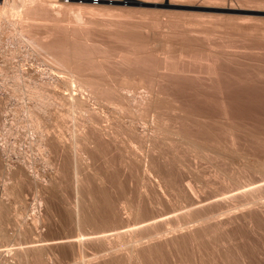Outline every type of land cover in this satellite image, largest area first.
Masks as SVG:
<instances>
[{
	"label": "rangeland",
	"instance_id": "374dc122",
	"mask_svg": "<svg viewBox=\"0 0 264 264\" xmlns=\"http://www.w3.org/2000/svg\"><path fill=\"white\" fill-rule=\"evenodd\" d=\"M39 1L76 83L0 18V264H264V0Z\"/></svg>",
	"mask_w": 264,
	"mask_h": 264
},
{
	"label": "bare ground",
	"instance_id": "6f19581e",
	"mask_svg": "<svg viewBox=\"0 0 264 264\" xmlns=\"http://www.w3.org/2000/svg\"><path fill=\"white\" fill-rule=\"evenodd\" d=\"M40 3V1L39 0H0V18L1 19H3L4 18V16H5V19H7L9 22L12 20V21H14L15 23H17V24H19V25H21V27H22V29H20V30H18L17 32L16 31H14V33H16L17 35H18V37L17 38H19L20 40L19 41H23V39H22V36H19V32H21L22 34H23V36L26 38V39H28L33 45H35V47L40 51V52H45L46 51V53H45V58H47L48 59V61L50 62V63H54V64H57V65H59V66H63V67H66V68H68L69 69V72H67L68 74H70V81L72 82V80L74 81L73 83H74V85H75V83H76V79L75 78H73V76H75L73 73H72V70H71V67H70V64H68V62L66 61V59H65V55L63 54L62 55V53L59 51V49L58 50H56V49H54L52 46L54 45L53 43L51 44V48H50V46H49V44H47L48 46H49V48H46V47H44V44L46 43H44V41L46 40V39H44L43 37H39L38 35L39 34H37V33H34L27 25H25V23H27L28 21L27 20H24V19H22V18H19V17H16V15L20 12V10H24V9H26V10H28V9H30V8H33L34 7V5H36V4H39ZM85 8H86V6H84ZM88 7V6H87ZM100 7V6H99ZM89 8L90 9H88V10H90L91 12H94L95 10L97 11L98 9H101V10H103L102 8H98V7H92V6H89ZM96 8V9H95ZM87 9V8H86ZM57 12H59L58 11V9H55ZM100 10V11H101ZM95 11V12H96ZM105 11V10H104ZM103 11V12H104ZM99 12V11H98ZM97 12V13H98ZM103 12H100L98 15H100L101 13H102V15H103ZM96 14V13H95ZM0 19V20H1ZM0 23H1V21H0ZM16 35V36H17ZM13 36V35H12ZM14 39H16V38H14ZM15 41V40H14ZM19 43V42H18ZM47 43H48V41H47ZM56 45H54V47H55ZM59 45H57L56 47H58ZM21 47V46H20ZM47 52H49V53H47ZM22 54V53H21ZM25 57V56H24ZM23 62V61H22ZM69 63H70V61H69ZM22 64V63H21ZM27 65V64H26ZM30 65V64H29ZM24 66V65H23ZM15 67V66H14ZM12 68V67H11ZM0 70H3V68L1 67L0 68ZM7 71H9V72H11L9 69L7 70ZM38 71V70H37ZM48 71H50V70H48ZM9 72H7L8 74H9ZM220 72V71H219ZM11 74V73H10ZM42 74V73H41ZM51 74H52V72H51ZM65 74V73H64ZM67 74V75H68ZM12 78L14 79V81H15V84H13V85H15L16 86V82L17 83H21V85L23 86H21L20 85V87H21V90H23L24 88H28V90L30 91L29 93H33V94H38V95H40V97H45V95H44V93H45V91H46V89H45V87L43 86V85H38L37 83L36 84H34L32 87H30V85H29V80L28 79H26V77H28V75L26 76L25 74H24V71L22 72L21 70H20V67L19 66H17V68H15V69H13L12 70ZM36 75V74H35ZM43 75V74H42ZM50 75V74H49ZM53 75V74H52ZM66 75V76H67ZM53 77H54V75H53ZM72 79V80H71ZM78 79V78H77ZM6 80V79H5ZM13 81V80H12ZM44 81H45V79H44ZM45 83V82H44ZM79 84V83H78ZM56 85V84H55ZM17 86H19V84L17 85ZM54 86V85H53ZM59 86V88H60V85H58L57 84V87ZM68 87V86H67ZM75 87H77V85L75 86ZM18 88V87H17ZM17 88H16V90H17ZM71 88V87H70ZM14 89V88H13ZM72 89V88H71ZM75 89V88H74ZM73 89V90H74ZM19 90V89H18ZM25 90L26 89H24V92H25ZM28 90H26V92L28 91ZM57 90V89H56ZM8 91V90H7ZM58 91V90H57ZM70 91V90H69ZM68 91V92H69ZM72 91V90H71ZM70 94H73V93H71L70 92ZM75 94V93H74ZM14 95H16V94H14ZM18 95V94H17ZM21 96V95H20ZM26 96V95H25ZM71 96H73V95H71ZM24 107V106H23ZM27 107V106H26ZM25 110V109H24ZM32 110V109H31ZM60 112H62V111H60ZM20 113V112H19ZM22 113V112H21ZM32 113V112H31ZM26 114V113H25ZM33 114H34V112H33ZM63 114H64V112H63ZM59 115H61V114H59V112H58V116ZM64 116V118H69V116H72V113L71 112H69V113H66L65 115H63ZM61 117V116H60ZM28 118V117H27ZM30 118V117H29ZM64 118H62V119H64ZM58 119H60V118H57V121H58V123H60L59 121L60 120H58ZM29 120V119H28ZM65 120V119H64ZM35 122V121H34ZM58 123L56 124V125H58ZM66 123V122H65ZM32 124V123H31ZM67 124V123H66ZM35 126H36V124H34ZM74 125V124H73ZM34 126V127H35ZM78 126V125H77ZM65 127V126H64ZM64 127H62V128H64ZM73 127V126H72ZM33 129V128H32ZM74 129V128H73ZM44 130V129H43ZM68 130V129H67ZM72 130V128L70 129V131ZM65 133H66V131H64ZM68 132V131H67ZM49 133V132H48ZM72 133H74V132H72ZM75 134H76V132H75ZM62 136H64V135H62ZM66 136V135H65ZM77 140V139H76ZM43 141V140H42ZM41 141V142H42ZM64 141V140H63ZM78 141V140H77ZM43 143V142H42ZM68 143H69V141H68ZM62 144V143H61ZM77 144V143H76ZM80 145V144H79ZM48 146V145H47ZM72 150V149H71ZM78 151V150H77ZM79 153V152H78ZM76 158V157H75ZM78 159V158H77ZM50 161V160H49ZM79 166V165H78ZM1 167V166H0ZM27 168V167H26ZM31 168V167H30ZM38 168V167H37ZM79 168V167H78ZM38 171V170H37ZM49 171V170H48ZM22 172V171H21ZM31 172V171H30ZM77 172V171H76ZM0 173H1V171H0ZM7 173V172H6ZM38 173H39V171H38ZM38 173H36L37 175H38ZM42 174L44 173V171L43 172H41ZM35 174V175H36ZM49 174H51V173H49ZM53 174V173H52ZM79 174V173H78ZM40 175V174H39ZM10 177V176H9ZM8 177V178H9ZM38 177V176H37ZM78 177H80V176H78ZM3 178H5V177H3ZM78 179V178H77ZM15 180V179H14ZM20 180V179H19ZM58 180V179H57ZM4 181H7V179L6 180H4ZM42 182H44V181H42ZM47 182V181H46ZM77 182V181H76ZM6 183V182H5ZM40 183V182H39ZM77 184V183H76ZM17 185V184H16ZM58 185V184H57ZM13 186H15L14 184H13ZM24 186V185H23ZM37 187H38V185H37ZM36 187V188H37ZM143 187V186H142ZM11 188H13L12 186H11ZM17 188V187H16ZM39 188V187H38ZM40 189V188H39ZM53 189V188H52ZM17 190V189H16ZM58 191V190H57ZM42 192V191H41ZM10 193V192H9ZM40 193V192H39ZM38 193V194H39ZM44 193V192H43ZM15 194V193H14ZM29 195V194H28ZM24 196V195H23ZM10 197V196H9ZM44 198V197H43ZM12 199V198H11ZM17 199V198H16ZM27 200V199H26ZM43 202V201H42ZM35 203V202H34ZM128 203V202H127ZM1 204V203H0ZM126 204V203H125ZM14 206H15V204H14ZM22 206V205H21ZM127 207V206H126ZM80 208V207H79ZM22 210V209H21ZM3 211V210H2ZM132 213V212H131ZM3 215V214H2ZM20 215H22V214H20ZM134 216V215H133ZM81 218V217H80ZM3 220V219H2ZM1 220V221H2ZM79 223H80V220H79ZM80 225V224H79ZM79 227V226H78ZM78 232H79V230H78ZM79 234V233H78ZM151 234V233H150ZM154 234V233H153ZM136 236V235H135ZM157 236V235H156ZM79 238V237H78ZM149 239V238H148ZM81 242V241H80ZM137 242V241H136ZM129 246V245H128ZM141 246V245H140ZM81 247V246H80ZM125 247V246H124ZM125 249V248H124ZM134 250V249H133ZM27 251H28V249H27ZM130 251V250H129ZM80 252V251H79ZM81 253V252H80ZM129 253V252H128ZM51 254V253H50ZM119 254H121V253H119ZM82 255H83V253H82ZM78 256H80V254H78ZM96 257V256H95ZM133 257V256H132ZM81 258H83V256L81 257ZM80 258V259H81ZM89 259V258H88ZM83 260V259H82ZM32 262V261H31ZM83 262H85V259H84V261ZM86 263V262H85ZM84 263V264H85ZM73 264V263H72ZM88 264V263H87Z\"/></svg>",
	"mask_w": 264,
	"mask_h": 264
}]
</instances>
